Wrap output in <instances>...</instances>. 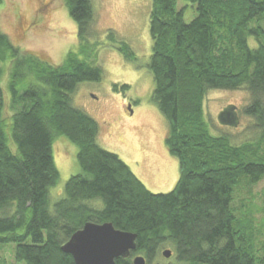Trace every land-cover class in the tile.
<instances>
[{"label": "trees", "instance_id": "obj_1", "mask_svg": "<svg viewBox=\"0 0 264 264\" xmlns=\"http://www.w3.org/2000/svg\"><path fill=\"white\" fill-rule=\"evenodd\" d=\"M61 1L84 56L94 34L91 0ZM189 6L196 16L186 23ZM149 32L151 102L166 119L165 146L179 164L167 194L149 192L101 149L97 122L72 106L79 84L100 82V67L73 52L59 65L41 60L0 31V247L13 245L16 263L74 264L61 247L87 223H110L136 235L129 257L114 264L139 256L145 264H264L251 212L238 217L232 205L236 188L264 178V0H151ZM239 90L248 94L241 112L256 139L234 145L211 134L204 100L211 91ZM56 137L77 149L79 172L63 190L54 188Z\"/></svg>", "mask_w": 264, "mask_h": 264}, {"label": "rangeland", "instance_id": "obj_2", "mask_svg": "<svg viewBox=\"0 0 264 264\" xmlns=\"http://www.w3.org/2000/svg\"><path fill=\"white\" fill-rule=\"evenodd\" d=\"M91 5L94 34L88 39L92 48L86 43L84 56L76 23L61 0H3L0 31L9 37L15 48L41 60L59 65L69 52H73L82 60L90 58L86 61L100 67V82L79 84L71 98L72 106L97 122V144L101 149L116 155L149 192L167 194L179 179V164L165 146L166 119L151 102L154 83L146 68L152 48L149 32L151 0H91ZM183 6L184 3H180L178 7ZM195 16L194 9L189 6L184 21L189 23ZM6 72L4 66L1 83L8 104ZM113 86H117V91ZM123 86L127 89L121 90ZM248 102V94L243 90L208 92L204 114L211 134L227 135L234 145L254 142L256 132L249 128L250 119L241 112ZM227 106L237 108V127H222L217 122L218 113ZM4 117L9 118V110H5ZM76 153V147L66 138L53 140L52 157L59 173L54 188L63 190L67 180L79 172ZM263 191L264 178L250 188L243 184L234 190L232 204L238 217L248 216L251 212L253 227L260 230L262 240ZM13 250V245L0 247V264H18Z\"/></svg>", "mask_w": 264, "mask_h": 264}, {"label": "water", "instance_id": "obj_3", "mask_svg": "<svg viewBox=\"0 0 264 264\" xmlns=\"http://www.w3.org/2000/svg\"><path fill=\"white\" fill-rule=\"evenodd\" d=\"M217 122L222 127H237V108H224L218 113ZM135 240V234L116 230L110 223H87L70 237L61 251L71 256L74 264H114L118 258L129 257L130 251L135 249ZM162 256L169 259L171 252L165 250ZM133 264H145V260L140 256L135 257Z\"/></svg>", "mask_w": 264, "mask_h": 264}]
</instances>
